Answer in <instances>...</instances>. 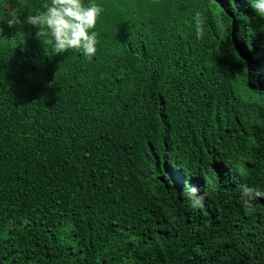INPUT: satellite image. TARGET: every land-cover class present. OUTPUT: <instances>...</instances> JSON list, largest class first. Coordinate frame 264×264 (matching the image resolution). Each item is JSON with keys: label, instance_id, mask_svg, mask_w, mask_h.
<instances>
[{"label": "trees", "instance_id": "obj_1", "mask_svg": "<svg viewBox=\"0 0 264 264\" xmlns=\"http://www.w3.org/2000/svg\"><path fill=\"white\" fill-rule=\"evenodd\" d=\"M48 2L0 0V264H264L253 0H95L91 59L24 23Z\"/></svg>", "mask_w": 264, "mask_h": 264}, {"label": "clouds", "instance_id": "obj_2", "mask_svg": "<svg viewBox=\"0 0 264 264\" xmlns=\"http://www.w3.org/2000/svg\"><path fill=\"white\" fill-rule=\"evenodd\" d=\"M17 3L22 7L28 6V0H17ZM252 7L258 16L264 18V0H253ZM103 11L95 0H89L87 4L84 0H49L43 10L29 14L24 23L38 28L37 36L43 44H51L55 54L75 50L91 59L97 53L99 34L94 29ZM9 17V27L22 23L15 10L9 13ZM205 22L204 14L197 11L193 17L197 39L205 33ZM239 188L244 204L249 207L257 198L264 197V192L247 184ZM187 195L193 209L205 207L206 193L197 186L191 185Z\"/></svg>", "mask_w": 264, "mask_h": 264}]
</instances>
